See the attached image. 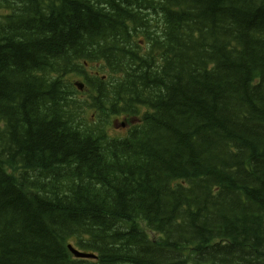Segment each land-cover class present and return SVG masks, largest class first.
I'll return each mask as SVG.
<instances>
[{
    "label": "trees",
    "instance_id": "trees-1",
    "mask_svg": "<svg viewBox=\"0 0 264 264\" xmlns=\"http://www.w3.org/2000/svg\"><path fill=\"white\" fill-rule=\"evenodd\" d=\"M0 264H264V0H0Z\"/></svg>",
    "mask_w": 264,
    "mask_h": 264
},
{
    "label": "rangeland",
    "instance_id": "rangeland-1",
    "mask_svg": "<svg viewBox=\"0 0 264 264\" xmlns=\"http://www.w3.org/2000/svg\"><path fill=\"white\" fill-rule=\"evenodd\" d=\"M160 29H161V27H160ZM139 45H141V43H139ZM157 66H159L160 67V65H161V59L158 57L157 58V60H156V63H155ZM88 72H90V70H87ZM151 71H153V68L151 69ZM73 79V77H71V79L70 80H72ZM146 111H148V110H146ZM116 133V135H120L119 133H122V135L123 134H125V132L126 131H120V130H115V129H113ZM126 136V135H125ZM148 234V233H147ZM149 235V237H153V235L152 234H148Z\"/></svg>",
    "mask_w": 264,
    "mask_h": 264
},
{
    "label": "water",
    "instance_id": "water-1",
    "mask_svg": "<svg viewBox=\"0 0 264 264\" xmlns=\"http://www.w3.org/2000/svg\"><path fill=\"white\" fill-rule=\"evenodd\" d=\"M72 252L74 253V255L76 256V257H85V256H87L86 254L84 255V254H80V253H77V252H75V251H73L72 250Z\"/></svg>",
    "mask_w": 264,
    "mask_h": 264
}]
</instances>
